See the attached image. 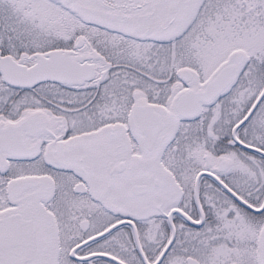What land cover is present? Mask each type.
I'll use <instances>...</instances> for the list:
<instances>
[{"label":"snow or ice","instance_id":"obj_1","mask_svg":"<svg viewBox=\"0 0 264 264\" xmlns=\"http://www.w3.org/2000/svg\"><path fill=\"white\" fill-rule=\"evenodd\" d=\"M0 264H264V0H0Z\"/></svg>","mask_w":264,"mask_h":264}]
</instances>
